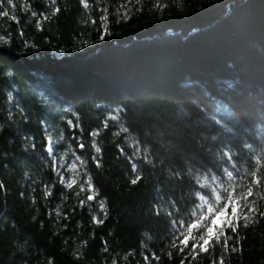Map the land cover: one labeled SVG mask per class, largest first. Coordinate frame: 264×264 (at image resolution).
Returning a JSON list of instances; mask_svg holds the SVG:
<instances>
[{"label":"trees","instance_id":"1","mask_svg":"<svg viewBox=\"0 0 264 264\" xmlns=\"http://www.w3.org/2000/svg\"><path fill=\"white\" fill-rule=\"evenodd\" d=\"M0 264H264V0H0Z\"/></svg>","mask_w":264,"mask_h":264},{"label":"snow or ice","instance_id":"2","mask_svg":"<svg viewBox=\"0 0 264 264\" xmlns=\"http://www.w3.org/2000/svg\"><path fill=\"white\" fill-rule=\"evenodd\" d=\"M3 15H7V13H3ZM229 216V213H228V210L226 209L224 212H222L220 215L218 216H215L213 217V223L210 227V230L208 232V236H211L213 237V234H214V229H216L217 227H221L223 228V221L228 218ZM197 225L196 224H192L191 227L189 228V232H193L194 230L197 229ZM195 239V237H193L192 235H189L186 239L182 240L181 243L184 245V246H187L188 244V241L189 239ZM210 243V240L206 241V242H203L202 245H197V244H193V251H195V249L197 247H201V248H204V246L208 245ZM206 250V249H204Z\"/></svg>","mask_w":264,"mask_h":264},{"label":"rangeland","instance_id":"3","mask_svg":"<svg viewBox=\"0 0 264 264\" xmlns=\"http://www.w3.org/2000/svg\"><path fill=\"white\" fill-rule=\"evenodd\" d=\"M222 212H224V211L219 212L216 216L220 215ZM212 223H213V220H212V222H211V225H212ZM209 230H210V229H209ZM209 230H208V232H209ZM208 232H207V234H208Z\"/></svg>","mask_w":264,"mask_h":264}]
</instances>
